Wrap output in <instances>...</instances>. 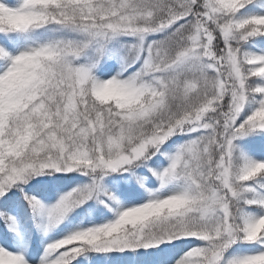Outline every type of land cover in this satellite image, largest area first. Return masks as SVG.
I'll use <instances>...</instances> for the list:
<instances>
[{"label": "snow or ice", "instance_id": "1", "mask_svg": "<svg viewBox=\"0 0 264 264\" xmlns=\"http://www.w3.org/2000/svg\"><path fill=\"white\" fill-rule=\"evenodd\" d=\"M0 264H264V0H0Z\"/></svg>", "mask_w": 264, "mask_h": 264}]
</instances>
